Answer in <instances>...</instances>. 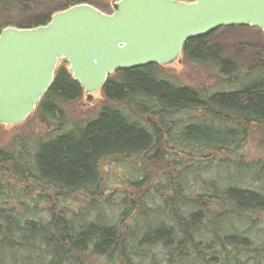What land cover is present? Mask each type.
I'll return each mask as SVG.
<instances>
[{"label": "trees", "instance_id": "16d2710c", "mask_svg": "<svg viewBox=\"0 0 264 264\" xmlns=\"http://www.w3.org/2000/svg\"><path fill=\"white\" fill-rule=\"evenodd\" d=\"M79 3L102 11L108 6V0H0V31L45 25L53 13ZM215 31L188 40L181 56L232 76L236 89L204 93L171 81L165 67L157 64L116 70L100 90L107 105L93 118L55 136L36 137L18 151L0 150L4 164L0 171L11 187L32 179L36 187L52 189L59 196L83 193L91 211L80 216L79 211L62 209L44 223L26 221L22 226L12 211L0 213V248L13 243L9 236L26 240L27 235L42 245L35 249L45 255L39 258L42 264H87L91 257L104 260L102 264H141L131 252L143 246H162L182 264H210L205 255L211 261L220 257L222 264H264V235L248 233L251 215L264 211V158L245 160L231 150L242 144L246 127L264 129V68L255 59L264 53V43L239 47L237 64L218 55L220 48L210 43ZM81 96L79 83L58 64L34 112L41 119L62 120V105ZM120 105L137 117L150 115L156 121L143 123ZM186 112L195 114L184 121L179 115ZM104 159L155 160L169 167L161 171L155 188L161 200L151 202L160 218L138 227L142 218L158 213H148L152 206L140 196L127 195L120 222H104L98 213L88 219L104 199L100 174ZM150 257L155 264L156 257Z\"/></svg>", "mask_w": 264, "mask_h": 264}, {"label": "water", "instance_id": "95a60500", "mask_svg": "<svg viewBox=\"0 0 264 264\" xmlns=\"http://www.w3.org/2000/svg\"><path fill=\"white\" fill-rule=\"evenodd\" d=\"M264 35V0H112L111 12L80 3L45 25L0 31V124L21 123L49 89L59 60L86 100L116 70L169 66L183 45L220 27Z\"/></svg>", "mask_w": 264, "mask_h": 264}, {"label": "rangeland", "instance_id": "374dc122", "mask_svg": "<svg viewBox=\"0 0 264 264\" xmlns=\"http://www.w3.org/2000/svg\"><path fill=\"white\" fill-rule=\"evenodd\" d=\"M103 11L106 13L111 11V0H108V6L106 5L103 7ZM1 18H3L2 14H0V21ZM260 32L261 31L257 28L221 27L215 31L210 39V43L220 48L218 53L219 56L221 55L220 57H226L233 63L238 64L239 59L236 60V56L239 58V47L242 48L249 44L256 46L260 45V47H262L264 40L261 39ZM255 59L260 65H263L264 68V53H259ZM58 64L66 66V63L62 61H59ZM164 71L168 78L176 84L193 86L204 93L230 91L237 88L236 85L233 86V83H231L232 76H225L219 73L218 69L213 68L212 65L186 61L182 56L180 57L179 63L165 67ZM242 71V75L244 76L245 70ZM93 96L94 98L91 103L87 102L82 94L78 100L62 105V120L41 119V116L37 112H34L19 125H0V150L10 151L12 149L13 151H18L24 144L30 146L36 137H43L45 139L46 137L55 136L75 125H81L83 122L90 120L103 105H107L100 92L94 93ZM119 108L125 109L128 113L133 115V117L138 118L143 123L150 124L156 121V119L150 115L137 117L128 108L121 105ZM193 114H195V112H186L179 116H181L184 121H188L189 118L187 117ZM246 131L247 134L242 140V144L231 147V150L235 151L238 155L241 154L245 160L251 161L260 157L264 158V148L260 145V140H264V129L249 126L246 127ZM232 158L234 159L235 157ZM3 167L4 164L0 163V169ZM168 168L167 166L163 167L155 160L145 163L136 160H102L100 163V174L101 187L104 190V199H100L98 204L99 210L89 214L88 219H92L93 216H96L98 213V218H100V220L102 219L104 222L110 224L118 221L120 222V213L125 209L123 197L127 195L135 198L140 196L142 202L149 207L152 206V201L159 202L161 198L158 192L155 191V188L158 184L161 171H163V169L168 170ZM262 184L264 185V181ZM34 185L35 187L38 186L32 179H29L26 183L20 180L18 186L11 187L9 181L5 179L3 172L0 171V213L6 214L12 211L11 213H13L16 218L20 219L17 224L22 226L26 221L27 223L33 221L34 225L37 223H44L49 219L51 214L57 215L62 209L68 208L70 211H79L77 214H80V216H87V214L91 212L88 210L90 200L83 193L59 196L52 189L42 186L36 187V189ZM260 185L261 183H253V187ZM38 195H40V197H38ZM150 208L151 209H147L148 213H152L151 211L154 210L158 213V217L151 215L144 217L138 222V227L147 223H152L155 219L160 218V213L156 206ZM134 213H132L131 216L134 215ZM253 216L252 214L251 221L249 222L251 228L248 233L251 237H255V235L261 233L263 237L264 211L258 212L256 217ZM15 222H17V219H15ZM125 223L126 221L123 220V224ZM17 224H15V226ZM130 228L136 230V225H130ZM26 238H24L26 240H23L13 235L9 236L10 241L12 240L13 243L9 244L7 247L0 248V264H42L43 260L40 259L45 255L41 252L40 248L35 250L40 244L37 240H29L27 235ZM40 247L42 248V245ZM30 248H33L32 251L29 250ZM162 248V246H157L155 249L153 246H143L134 248V252L131 253L134 254V261H141V264H151L150 256L153 255L156 257L155 264H167V259L173 261L169 264H182V262H179L177 255L173 254L168 256V250L166 252V250ZM128 251L130 252L129 249ZM128 251L127 254H129ZM205 256V258H207V263H223L220 257H217L216 261H211L209 256ZM103 262L104 260L91 257V259L87 258L86 263L102 264Z\"/></svg>", "mask_w": 264, "mask_h": 264}]
</instances>
